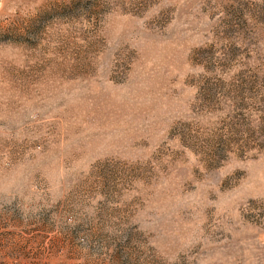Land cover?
I'll list each match as a JSON object with an SVG mask.
<instances>
[{"label": "rangeland", "instance_id": "obj_1", "mask_svg": "<svg viewBox=\"0 0 264 264\" xmlns=\"http://www.w3.org/2000/svg\"><path fill=\"white\" fill-rule=\"evenodd\" d=\"M0 264H264V0H0Z\"/></svg>", "mask_w": 264, "mask_h": 264}]
</instances>
